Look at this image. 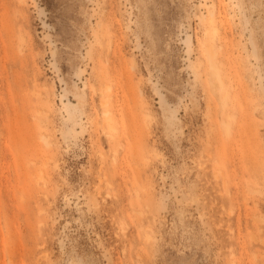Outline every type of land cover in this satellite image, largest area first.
Listing matches in <instances>:
<instances>
[{"label":"rangeland","instance_id":"1","mask_svg":"<svg viewBox=\"0 0 264 264\" xmlns=\"http://www.w3.org/2000/svg\"><path fill=\"white\" fill-rule=\"evenodd\" d=\"M0 264H264V0H0Z\"/></svg>","mask_w":264,"mask_h":264},{"label":"bare ground","instance_id":"2","mask_svg":"<svg viewBox=\"0 0 264 264\" xmlns=\"http://www.w3.org/2000/svg\"><path fill=\"white\" fill-rule=\"evenodd\" d=\"M209 60H210V71H211V75H212L210 82L212 84V87H214V84H213L214 83V80L218 81V86L217 87L220 88V87H222L224 85V81H223L222 78H220V75H219V72H218V67H217V64L215 63V61L213 59L212 54H210ZM223 105H224V103H223ZM224 126H225V128L228 129L229 123L228 122H225L224 123ZM42 139H43L45 145H49V141H48V139H47L46 136L42 135Z\"/></svg>","mask_w":264,"mask_h":264}]
</instances>
